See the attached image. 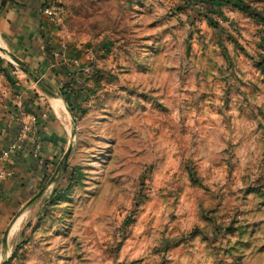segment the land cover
Segmentation results:
<instances>
[{"label": "rangeland", "instance_id": "rangeland-1", "mask_svg": "<svg viewBox=\"0 0 264 264\" xmlns=\"http://www.w3.org/2000/svg\"><path fill=\"white\" fill-rule=\"evenodd\" d=\"M54 2L49 93L0 50V110L66 129L0 264H264V0Z\"/></svg>", "mask_w": 264, "mask_h": 264}, {"label": "crops", "instance_id": "crops-1", "mask_svg": "<svg viewBox=\"0 0 264 264\" xmlns=\"http://www.w3.org/2000/svg\"><path fill=\"white\" fill-rule=\"evenodd\" d=\"M50 2L54 0H0V8L4 7L0 16V49L12 51L13 56L26 66L30 65L36 75L34 70L41 69L42 75L54 76L51 72L55 68L54 59L63 55L62 44L53 37L54 32H50L53 25L42 16L43 8ZM18 94L20 100L16 105L0 110V168L13 174L0 186V234L6 221L49 176L48 162L55 161L66 136V129L57 118V114L65 112L55 110L54 117L39 101L33 100L28 91ZM25 126L31 128L27 147L23 152L12 149L9 157L4 158V152L11 150L18 132ZM34 141L42 143L43 164L32 157L31 142Z\"/></svg>", "mask_w": 264, "mask_h": 264}, {"label": "built area", "instance_id": "built-area-1", "mask_svg": "<svg viewBox=\"0 0 264 264\" xmlns=\"http://www.w3.org/2000/svg\"><path fill=\"white\" fill-rule=\"evenodd\" d=\"M64 15V10L60 3L57 2H50L48 3L42 10V16L45 18V20L50 24V25H55L60 22ZM31 131L28 129V127H24L21 130V133L19 135L18 139V144L19 146H23L22 144H25L27 138L26 136L30 134ZM33 152H32V157L35 159V161L40 162V164H43V161L41 159L42 155V143L39 141H34L33 144ZM22 148V147H20ZM19 147L16 148V151L20 152ZM11 150L8 152H4L3 157L7 158L9 157ZM13 174L11 171H8L7 169L0 168V186L7 181L10 177H12Z\"/></svg>", "mask_w": 264, "mask_h": 264}, {"label": "water", "instance_id": "water-1", "mask_svg": "<svg viewBox=\"0 0 264 264\" xmlns=\"http://www.w3.org/2000/svg\"><path fill=\"white\" fill-rule=\"evenodd\" d=\"M3 9L4 7L2 6L0 8V16L3 12ZM1 51H4L3 49H0ZM11 59L13 61H15L16 63H18L22 69H23V72L29 76L31 79H33L34 81H36V83L38 84V86L44 91V92H48L47 88L45 87V85L41 82V79L39 78L38 75H36L34 72L31 71V69L26 66L24 63H22L21 61H19L15 56H11ZM74 136V135H73ZM72 149H73V145L71 144L67 153L65 154L64 158H63V161H62V168H61V172H63L66 167H67V163H68V160H69V157L71 155V152H72ZM43 195V191L39 192L32 200L29 201V203L26 205V207L24 209H27L29 207H31L36 201H38L41 196ZM8 236H9V230L5 233V236H4V241H3V244L4 246L7 245V239H8ZM3 264H7V261H5Z\"/></svg>", "mask_w": 264, "mask_h": 264}, {"label": "bare ground", "instance_id": "bare-ground-1", "mask_svg": "<svg viewBox=\"0 0 264 264\" xmlns=\"http://www.w3.org/2000/svg\"><path fill=\"white\" fill-rule=\"evenodd\" d=\"M54 108H55L54 111L56 110L58 113H59L60 111H63V112L65 111V107H64L61 103H57V102H55ZM21 222H22V218H20V219L16 222V224L13 226V228H12V233H15V232L18 230V228H19Z\"/></svg>", "mask_w": 264, "mask_h": 264}, {"label": "trees", "instance_id": "trees-1", "mask_svg": "<svg viewBox=\"0 0 264 264\" xmlns=\"http://www.w3.org/2000/svg\"><path fill=\"white\" fill-rule=\"evenodd\" d=\"M64 98L71 113L75 114L76 109H75V103L73 102L74 99L72 98V96L67 97V95H65Z\"/></svg>", "mask_w": 264, "mask_h": 264}]
</instances>
